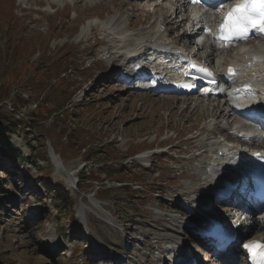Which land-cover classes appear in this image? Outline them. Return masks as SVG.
Masks as SVG:
<instances>
[{"label": "rangeland", "instance_id": "obj_1", "mask_svg": "<svg viewBox=\"0 0 264 264\" xmlns=\"http://www.w3.org/2000/svg\"><path fill=\"white\" fill-rule=\"evenodd\" d=\"M163 4L0 0V111L16 105L27 115L39 108V100L47 102L48 110L55 108V97L65 100L54 113H36L38 122H25L11 132L9 144L31 157V164L0 154V264H160L159 243L175 240L188 244L201 264L240 263L237 245L211 257L207 244L192 241L174 217L183 214L188 220L201 206L214 214L229 209L228 202L209 193L211 175L228 166L216 149L227 135L236 144L237 128L253 124L227 111L223 96L137 90L135 82L124 81L116 71L123 59L117 55L126 45L136 39L139 48L152 45L170 28L179 35L183 24L211 27L224 3L209 10L176 5L175 0ZM6 9L11 17L5 16ZM108 20L121 27L108 34L102 30ZM155 21L164 32H156ZM122 27L127 34L118 43ZM194 31L201 30L187 33ZM209 35L190 49L211 70L239 59L240 48L264 42L216 48ZM32 72L59 85L35 88ZM253 77V83H264V76ZM2 90L9 96L2 97ZM72 133L85 139L83 149L75 147ZM250 141L264 145L255 137L245 148ZM105 159L116 173L87 181V175H97L88 172ZM79 179L85 182L78 187ZM233 220L249 237H264L263 211H240Z\"/></svg>", "mask_w": 264, "mask_h": 264}, {"label": "bare ground", "instance_id": "obj_2", "mask_svg": "<svg viewBox=\"0 0 264 264\" xmlns=\"http://www.w3.org/2000/svg\"><path fill=\"white\" fill-rule=\"evenodd\" d=\"M236 1L239 2L240 0H236ZM102 26L105 27L104 29L102 28V30L108 31V33H109L113 29H114V32L116 30H118L121 27V23L120 22L119 23H117V22L110 23L109 20H108V21L103 22L102 23ZM206 26L207 25L204 24V27H206ZM120 30H121L122 33H119V36L117 37V41H118V43H123L124 40H125L124 39L125 38V34H127V30H126V28H123V27ZM204 35L205 34L199 36V34L197 33V36L198 37H196L197 38L196 39V42L197 43H200L202 41V38L205 37ZM246 41L247 42L257 41V43L258 42H263L264 41V35L262 33H256V35H254V37L252 39L249 38ZM140 42H141L140 40L136 39V41L134 42V44L128 45V46L126 45V49H125L126 52L128 53V52H132V51L137 50L138 47H139ZM154 45L157 46L159 44H154ZM214 45L216 46V48H220L222 46V43L215 41ZM121 47H123V46H121ZM151 50L152 51H150V53H151L150 55H154L156 53L155 52L156 51V48H151ZM240 50H241V54H240L241 56H240L239 59L238 58L237 59H229V60L225 61L224 63H222L220 65V70L222 71V74H225L224 73V69H225L226 65L229 64V63H231L233 65H236L239 68V70H240V77H238L237 79L252 80L253 75L257 76V78L263 77L264 76V42H263L262 45L254 46V47H251V48L250 47L249 48H240ZM254 57H257V59L254 60ZM248 60H254V63H252L251 65H248V63H249ZM164 62L165 61L161 62L159 60L157 62H155V64L156 63H160V65L157 66L156 68L159 69V70H161V67L163 66ZM173 62L176 63V61H173ZM177 63H180V62H177ZM119 68H120V66L117 69H119ZM111 69L114 70V68H111ZM161 72H162V70H161ZM217 79L219 80V82H223V81H225V76H218ZM141 83H143V80H142ZM135 89L138 90L139 88L138 87H135ZM203 89H207V88H203ZM208 89H209L210 92H213L214 90L217 89V87L212 86V87H210ZM154 90H160V91H164L165 92V89L162 88V85L161 86H157L156 88H154ZM255 91L260 92L261 97L259 99H261V100L264 101V83L263 84H260V85H257L256 82L253 83V80H252V87L251 88H247V89L243 90V92H241V93H236L235 91H232V92L229 93V96L233 100L236 101L235 103H237V104H239L241 106H248V105L253 104L257 100H259V99L256 98V96H250L251 94L255 95ZM185 94L188 95V94H190V92L187 91ZM219 112H221V111L219 110ZM229 136H231V135H229ZM216 191L217 190L212 187V189L210 191V195L211 196L216 195L215 194V193H217ZM240 206H241V204H239L237 202L234 205V207H232L231 210L233 211V213H232L233 215L237 216L238 210H239V207ZM258 207L259 206H257L256 204H254L252 202V203H249L248 209L249 210H254V209L258 208ZM202 210L204 211V206L202 207ZM80 211H82V208L80 209ZM255 224H257V223H255ZM261 224L264 225V221ZM201 228H202V226L198 222L197 223V226H196V229L200 231ZM183 230L186 231V229L184 227H183ZM190 231L191 230H189V238L193 241V239L197 238V234H193L194 232L191 233ZM198 237H200V236H198ZM198 239L200 241L202 240L200 238H198ZM170 243H171V241H170ZM202 244H205L206 245V243H204V242H202ZM183 246L185 248L188 247V245L184 244L183 242L176 241V240L173 241V246L171 248L169 247V249H167V245L166 246H161L160 243H159V246H158L157 249H158L159 253L161 254L160 260H162V256H163V258L170 257V256L172 257V253H173L174 249H176L178 251Z\"/></svg>", "mask_w": 264, "mask_h": 264}, {"label": "trees", "instance_id": "obj_3", "mask_svg": "<svg viewBox=\"0 0 264 264\" xmlns=\"http://www.w3.org/2000/svg\"><path fill=\"white\" fill-rule=\"evenodd\" d=\"M2 9V7H0V10ZM4 14L6 17H11L12 12L10 9H6L4 11ZM12 20V19H11ZM19 20V19H17ZM43 70V69H42ZM25 71V70H23ZM37 71H41V69L37 70ZM22 75V74H21ZM31 78L34 82V87L36 88L38 86V84H45V87L48 86V89L50 88H55L57 87L59 84H52L49 85L48 84V79H44L43 77L41 78L40 76L37 77L36 74H34V72L31 73ZM42 84V85H44ZM2 97H8L10 93H8L6 90H2ZM37 100V99H36ZM38 101V100H37ZM26 102V101H24ZM55 108L48 110L49 107H47V102L46 101H41L39 100L37 102V106L39 105V108L32 110L31 112H29L27 115L23 114L20 112V106H16V105H12V110H5V111H0V154H6L7 156H9V158H11V160H15L16 158H20L21 162H26V164H31L30 159L31 157L29 156H23L21 154V152L18 149H15L14 147H11V145L9 144V139H10V135L11 132H13L17 126H19L20 124H23L25 122L32 124L34 122H38L37 121V115L36 113L40 114V115H45L46 113H54L56 110V108H62L64 106L65 100L61 99L59 96L55 97L53 99ZM35 131L37 134H41V131L38 130L37 127H35ZM73 137V144H75L76 146H83L82 149L86 146L87 142H85V139L82 137H79V134H71ZM50 139V137H49ZM93 149H90L88 152V155L86 156L87 159H90L91 155L93 154L92 152ZM32 152V151H31ZM33 153V152H32ZM109 160L105 159L103 160L101 163L102 165L98 166V167H94L92 168L91 172H88V174H97L95 176L89 177V175H87V181H93V180H99V174L101 173H105L106 175H112L115 174L116 171H112V167L109 164ZM98 164V163H95ZM79 182L82 184L85 182V179H79V181H77V185L79 184ZM79 187V185H78ZM82 192V191H81ZM66 198H69V194L68 193H64ZM134 195V194H133ZM57 209V213L60 214L62 212V209L60 207H56Z\"/></svg>", "mask_w": 264, "mask_h": 264}, {"label": "snow or ice", "instance_id": "obj_4", "mask_svg": "<svg viewBox=\"0 0 264 264\" xmlns=\"http://www.w3.org/2000/svg\"><path fill=\"white\" fill-rule=\"evenodd\" d=\"M264 9V0H254ZM250 29L264 33V11L254 14L248 5H240L232 9L224 18L217 33L218 40L229 41L233 37L246 39ZM203 70V69H202ZM233 70L228 69L231 73ZM251 264H264V244L251 241L243 244Z\"/></svg>", "mask_w": 264, "mask_h": 264}]
</instances>
